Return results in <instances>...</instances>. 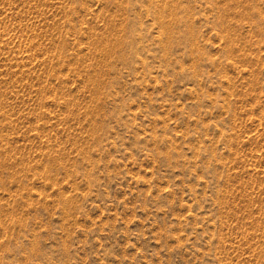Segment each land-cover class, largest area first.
<instances>
[{
    "label": "rangeland",
    "instance_id": "1",
    "mask_svg": "<svg viewBox=\"0 0 264 264\" xmlns=\"http://www.w3.org/2000/svg\"><path fill=\"white\" fill-rule=\"evenodd\" d=\"M0 264H264V0H0Z\"/></svg>",
    "mask_w": 264,
    "mask_h": 264
}]
</instances>
